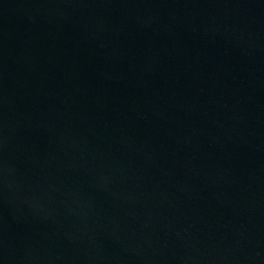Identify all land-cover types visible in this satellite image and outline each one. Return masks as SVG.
I'll return each mask as SVG.
<instances>
[{
  "label": "water",
  "instance_id": "obj_1",
  "mask_svg": "<svg viewBox=\"0 0 264 264\" xmlns=\"http://www.w3.org/2000/svg\"><path fill=\"white\" fill-rule=\"evenodd\" d=\"M0 264H264V0H0Z\"/></svg>",
  "mask_w": 264,
  "mask_h": 264
}]
</instances>
